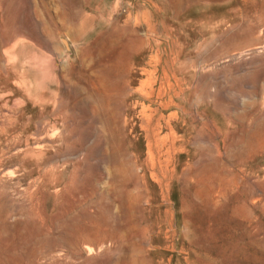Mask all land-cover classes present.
I'll return each mask as SVG.
<instances>
[{
    "label": "rangeland",
    "instance_id": "obj_1",
    "mask_svg": "<svg viewBox=\"0 0 264 264\" xmlns=\"http://www.w3.org/2000/svg\"><path fill=\"white\" fill-rule=\"evenodd\" d=\"M0 264H264V0H0Z\"/></svg>",
    "mask_w": 264,
    "mask_h": 264
},
{
    "label": "bare ground",
    "instance_id": "obj_2",
    "mask_svg": "<svg viewBox=\"0 0 264 264\" xmlns=\"http://www.w3.org/2000/svg\"><path fill=\"white\" fill-rule=\"evenodd\" d=\"M129 34H130V33H129ZM132 35H133V34H132ZM155 41H156V40H155ZM155 41H154V42H155ZM156 43H157V41H156ZM158 45H159V44H158ZM165 85L167 86V84H165ZM159 90H160V89L156 90V92L159 91ZM159 92H160V91H159ZM157 93H158V92H157ZM157 93H156V94H157ZM158 94H159V93H158ZM116 97H117V96H116ZM155 97H156V96H155ZM106 108H107V107H106ZM113 115H114V114H113ZM117 120H118V119H117ZM116 124H117V123H116ZM74 235H75V234H74ZM73 238H74V237H73Z\"/></svg>",
    "mask_w": 264,
    "mask_h": 264
},
{
    "label": "water",
    "instance_id": "obj_3",
    "mask_svg": "<svg viewBox=\"0 0 264 264\" xmlns=\"http://www.w3.org/2000/svg\"><path fill=\"white\" fill-rule=\"evenodd\" d=\"M64 41V40H63Z\"/></svg>",
    "mask_w": 264,
    "mask_h": 264
}]
</instances>
